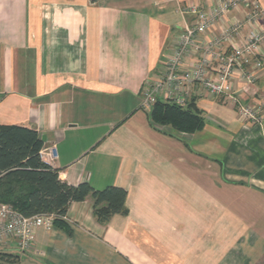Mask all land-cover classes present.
<instances>
[{
  "label": "crops",
  "instance_id": "0c3cea01",
  "mask_svg": "<svg viewBox=\"0 0 264 264\" xmlns=\"http://www.w3.org/2000/svg\"><path fill=\"white\" fill-rule=\"evenodd\" d=\"M198 1L0 0V125L36 130L54 157L43 151V160L69 185L128 194V214L106 225L91 199L72 203L71 236L39 229L27 253L0 247L19 253H0L5 261L264 260V110L259 123L243 121L228 98L198 91L206 123L193 134L160 131L139 115L143 87L192 21L179 4ZM235 90L246 104L263 103L264 68Z\"/></svg>",
  "mask_w": 264,
  "mask_h": 264
},
{
  "label": "built area",
  "instance_id": "2783aa9c",
  "mask_svg": "<svg viewBox=\"0 0 264 264\" xmlns=\"http://www.w3.org/2000/svg\"><path fill=\"white\" fill-rule=\"evenodd\" d=\"M179 12L192 21H184L159 78L143 87L141 109L150 113L159 100L185 107L204 91L228 98L243 121L259 123L264 102L246 104L235 90L237 85H254L264 68V11L259 1L200 0L179 4ZM44 153L52 162V149ZM55 220L48 214L26 217L0 202V247L13 244L27 253L35 245L36 232L51 231Z\"/></svg>",
  "mask_w": 264,
  "mask_h": 264
},
{
  "label": "trees",
  "instance_id": "16d2710c",
  "mask_svg": "<svg viewBox=\"0 0 264 264\" xmlns=\"http://www.w3.org/2000/svg\"><path fill=\"white\" fill-rule=\"evenodd\" d=\"M148 117L153 126L174 134H193L206 123L194 99L185 107L159 100ZM46 148L36 130L0 125V202L13 206L26 217L55 215L54 226L70 236L72 230L65 220L72 203L91 199L93 215L101 225L116 215L128 214L125 189L110 186L95 190L88 182L69 185L57 169L43 160ZM259 264H264V260Z\"/></svg>",
  "mask_w": 264,
  "mask_h": 264
},
{
  "label": "rangeland",
  "instance_id": "374dc122",
  "mask_svg": "<svg viewBox=\"0 0 264 264\" xmlns=\"http://www.w3.org/2000/svg\"><path fill=\"white\" fill-rule=\"evenodd\" d=\"M145 113H143V111L139 112L140 117L143 118V119H147L148 116H146ZM148 120H149V117H148ZM157 129H159L160 131H164L165 128L157 127ZM171 133H174V132H171ZM159 146H162L164 148V150L167 151V148L165 146H163L161 144H159ZM0 253L6 254V255H8V254L19 255L17 250H15V251L14 250H10V251H1L0 250ZM7 257L8 256L0 257V264H21L19 262L5 261L4 259H7Z\"/></svg>",
  "mask_w": 264,
  "mask_h": 264
}]
</instances>
